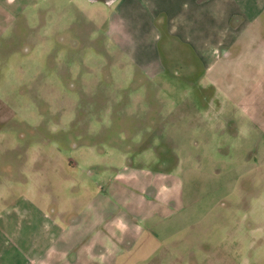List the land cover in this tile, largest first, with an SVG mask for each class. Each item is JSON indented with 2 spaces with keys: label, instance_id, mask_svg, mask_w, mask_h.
<instances>
[{
  "label": "rangeland",
  "instance_id": "obj_1",
  "mask_svg": "<svg viewBox=\"0 0 264 264\" xmlns=\"http://www.w3.org/2000/svg\"><path fill=\"white\" fill-rule=\"evenodd\" d=\"M115 5L0 0V264H27L58 210L123 166L177 171L184 199L138 222L125 264H264V11L220 75L162 37L149 77L108 25Z\"/></svg>",
  "mask_w": 264,
  "mask_h": 264
},
{
  "label": "crops",
  "instance_id": "obj_2",
  "mask_svg": "<svg viewBox=\"0 0 264 264\" xmlns=\"http://www.w3.org/2000/svg\"><path fill=\"white\" fill-rule=\"evenodd\" d=\"M103 1L116 2L108 25L124 50L135 58L138 69L149 77L159 70L157 52L162 37L201 61L205 74L220 75L210 68L233 51L250 50V45L241 43L249 42L255 19L264 11V0ZM54 40L63 42L60 35ZM48 54L43 53L44 57ZM212 84L223 88L218 81ZM67 164L76 162L68 158ZM183 206L182 178L177 171L123 166L81 207L70 212L58 210L57 221L46 225V244H30L34 254L26 263L125 264L132 244L145 232L138 222L156 217L160 223Z\"/></svg>",
  "mask_w": 264,
  "mask_h": 264
}]
</instances>
